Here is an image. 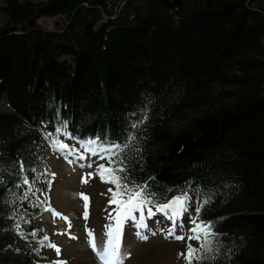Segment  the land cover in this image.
Wrapping results in <instances>:
<instances>
[{"label": "trees", "instance_id": "16d2710c", "mask_svg": "<svg viewBox=\"0 0 264 264\" xmlns=\"http://www.w3.org/2000/svg\"><path fill=\"white\" fill-rule=\"evenodd\" d=\"M0 16V264H40L48 200L32 203L48 196L58 133L102 147L133 136L113 158L155 204L210 200L211 264H264V0H8ZM38 186L31 206L19 199Z\"/></svg>", "mask_w": 264, "mask_h": 264}, {"label": "rangeland", "instance_id": "374dc122", "mask_svg": "<svg viewBox=\"0 0 264 264\" xmlns=\"http://www.w3.org/2000/svg\"><path fill=\"white\" fill-rule=\"evenodd\" d=\"M6 1L8 0H0V8L4 7ZM15 1L23 3L26 0ZM31 1L33 3H45L48 0ZM56 22H58L56 19L46 18L41 19L37 24L42 29L54 31L56 28ZM4 23L5 18L0 16V28L2 25H4ZM0 112H7L2 104H0ZM179 125V122H175L170 125L169 129L177 130ZM62 134L63 133H58L55 141L66 145L69 143L70 146L74 148V152L77 154V160H80L78 158L79 155H83L85 158L83 159L82 163L83 167L82 165L76 166V163H73V165L72 163L68 162L70 157L68 158L64 156L63 153L60 154L56 150V147L53 146V141L50 144L45 142V145L47 146L44 156L45 163L48 169L50 168L49 171L52 175V183L49 187V193L47 197L48 203L46 208L50 205L52 209L62 214L63 217H66L67 221L60 218L59 216L54 217L51 211H46L42 216L35 219V223L38 225L41 231V235L39 236L41 237L40 239L47 235L50 238V242L56 244L60 248V254L57 255L54 249L49 247H39V263L58 264V262H64V264H67L65 263L66 258L64 257L65 253L67 252L64 244H77L78 248L83 249L87 253V257L92 263L77 262L76 260L72 264H100L95 253L89 245L90 237L88 236V231L93 232L97 244L100 245L106 242L105 226L110 223L114 224V220L109 219V213H111L112 216H115L114 209L117 207V205L109 203L111 197L109 188L114 189V185L102 182L99 176L95 175L96 169L99 165H107V158L105 156V158L102 159L100 156L91 155L90 152L84 151V149L76 142H74V144L73 141L69 142L63 138L64 134ZM67 137L72 140L70 136ZM49 151H51V154ZM52 157L54 158L56 164L61 162L65 168L66 174L62 177V180L65 182L64 187L67 186L66 184H69L70 189H72L71 193H69V197L73 199V211H60V208L57 209L55 203L53 202V196L55 195L54 188L57 184V177L55 172L50 167ZM77 163L80 164L81 162L78 161ZM88 165H91V167H88ZM89 173H92L93 175L89 176ZM82 180H86L87 182L84 183ZM38 191H40L39 186L36 190H32V192L28 195V199L26 201L28 202L29 206H31L30 196L37 194ZM81 194H84L88 197L89 207L87 220L83 218L85 201L81 198ZM195 208L196 207L194 206L193 202L189 201L188 211L184 213L183 217L181 218L184 223V227L182 229L177 227L176 229V235H183L185 237V239L182 241L166 238L167 229L170 227L171 221L166 222V217H162L164 216L163 214L157 213L155 216L148 219V222L152 224V228L148 227L151 231L145 232V234L148 235L147 240L138 239L134 234L136 229L133 227L132 221H126L123 230L122 251L126 252L128 256L124 260V264H185L183 258H178V253H184L188 243H191L193 247L199 246L196 240L188 241L187 239V237L191 235L189 229L193 227V225L188 222V217H196L197 213ZM136 215L138 216L139 214L137 213ZM163 220L166 223H160ZM69 222L71 223V229L68 228ZM152 232H155L156 234L153 235ZM4 236H8V234ZM72 237L78 238V241ZM14 238L17 245H22L24 243L20 241L19 238Z\"/></svg>", "mask_w": 264, "mask_h": 264}, {"label": "snow or ice", "instance_id": "6c2138e0", "mask_svg": "<svg viewBox=\"0 0 264 264\" xmlns=\"http://www.w3.org/2000/svg\"><path fill=\"white\" fill-rule=\"evenodd\" d=\"M133 124V127H136ZM60 131V129H57ZM134 139L133 136L128 137L123 145L114 144L111 147H102L98 141L99 138L88 139L81 142V147L86 152H90L93 156H100L102 159L107 158V165H99L96 169L95 175H98L102 182L114 185L113 188H109L111 197L109 200L110 204H115L117 207L114 209L115 216L109 213V219L114 220V224L110 223L105 226V237L106 242L98 245L93 232L88 231L89 245L95 253L100 264H124V260L127 258L128 254L122 251V238L123 230L126 221H132L133 227L136 229L135 236L141 240H147L148 235L145 234L146 231H151L148 228L146 222L147 219L152 218L157 213L163 214L167 219L171 221L170 227L167 229V237L172 238L177 241H182L185 239L183 235H176L177 227L181 229L184 227V223L181 220L184 213L188 211L190 197L186 193L173 197L171 200L163 204H155L154 201L157 199L155 195L148 190L146 184H135L128 179L125 174L126 165L123 159L116 160L113 156L123 152L128 149L130 141ZM53 146L56 147L57 151L66 152L68 155H72L73 151L69 150V146L58 141H53ZM79 159H84L83 155L78 157ZM83 167V165H82ZM91 167V165H88ZM23 168V165H21ZM35 171V170H33ZM125 174V175H120ZM54 175V174H53ZM93 175L92 173L88 174ZM39 177H37L38 179ZM86 183V180H82ZM35 180L29 181V178L25 176L23 178V184L34 186ZM32 192V187H29L25 194L19 197L20 200H27L28 195ZM81 198L85 201L84 203V213L83 218L87 220L88 218V197L81 194ZM41 203H47V198L45 201H40L37 198L36 201L32 203L33 207H39ZM210 203V200L206 199L203 201V205ZM203 205H197L195 211L197 213L196 217H188V222L193 225L189 229L191 235L187 237L188 241L196 240L199 244L198 247H193L191 243L186 246V251L184 253H178V258H183L185 264H211V261L215 259V253L218 252L219 246L216 244L215 237L216 233L213 231V224L211 221H203L199 219V213ZM153 206L156 211H153ZM46 211H51L53 216H59L67 221L66 217L62 214L56 212L49 205L45 208ZM146 211V215H145ZM139 214L138 216L136 214ZM14 220L13 229L17 232L21 238L25 237V232L21 227L20 222H15V216L10 217ZM23 224L30 223V220H23ZM68 228L71 229V223H68ZM29 235L35 237L37 235L36 231H31ZM155 235V232H152ZM75 238V237H72ZM47 242V243H46ZM39 247H49L54 249L57 255L60 254V248L50 242V238L45 235L42 239L37 241ZM38 251V249H37ZM58 264H64V262H58Z\"/></svg>", "mask_w": 264, "mask_h": 264}, {"label": "bare ground", "instance_id": "6f19581e", "mask_svg": "<svg viewBox=\"0 0 264 264\" xmlns=\"http://www.w3.org/2000/svg\"><path fill=\"white\" fill-rule=\"evenodd\" d=\"M63 135V134H62ZM63 138H65L66 140H68L69 142H71V140L64 135ZM69 146V150L73 151L72 155H68L66 152H62V151H58L60 154L63 153L64 156L66 157H70L68 159V162L70 163H76V166H81L83 163V159L77 160V154L74 152V148H72V146H70V144H67ZM73 149V150H72ZM49 153L51 154V151H49ZM58 156V155H57ZM81 156V155H79ZM81 162L80 164L77 162ZM74 165V164H73ZM50 167L52 168V170L55 172L56 175V187L54 188V193L55 195L53 196V202L55 203L57 209L60 208V211H73L74 209L72 208V201L73 199L69 197V193H71L70 189V185L66 184L67 186L64 187V181L62 180V177L66 174L65 168L64 166L61 164V162L59 164H56V162L54 161V158L52 157V161L50 162ZM50 169V168H49ZM161 214V213H158ZM165 218V216H162ZM162 219V218H161ZM166 222H170L169 219L165 218ZM164 220L161 221L160 223H166ZM148 227H151L152 224H150L148 222V219L146 220ZM78 223V222H77ZM75 226V225H74ZM73 227V226H72ZM77 227V226H75ZM152 228V227H151ZM73 230V229H72ZM76 241H78V238H75ZM64 247L66 249V253L64 255V260L65 263L67 264H72L74 263L76 260L77 262H89L92 263L88 257H87V253L83 250L77 247V244H73V245H65Z\"/></svg>", "mask_w": 264, "mask_h": 264}]
</instances>
